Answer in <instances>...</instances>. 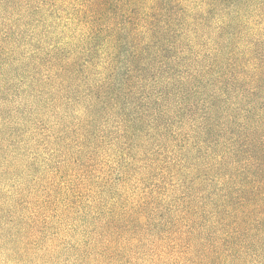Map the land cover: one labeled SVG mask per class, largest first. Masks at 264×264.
<instances>
[{"label": "trees", "instance_id": "1", "mask_svg": "<svg viewBox=\"0 0 264 264\" xmlns=\"http://www.w3.org/2000/svg\"><path fill=\"white\" fill-rule=\"evenodd\" d=\"M40 2L51 5V0ZM79 2L87 5L82 18L87 20L91 13L95 30L75 58L69 59L72 50L60 47L49 64L57 73L73 69L85 97L95 103L106 100L112 108L119 97H135L144 107L140 117H146L149 105L142 104L145 99L140 95L143 73L154 70L150 63L167 65L165 54L175 49L171 40L176 32L211 20L218 38L234 28L226 65L208 59L201 69L196 66L190 80L201 75L197 73L214 74L216 87L210 98L223 99L232 114L223 126L212 120L211 105L184 107L182 98L179 109L195 117L201 113L195 129L202 138L190 143V134L184 131L163 134L165 125L158 124L159 114L153 113L149 124L172 144L174 156L164 160L162 153L144 155L133 166L126 165L112 200L93 189L99 177L95 179V170L84 164L73 180L65 182L57 199L51 191L45 200L18 196L12 218L5 223L15 238L5 250L8 261L23 260L30 248L37 252L55 244L62 225H76L78 244L61 240L64 247L49 260L76 256L73 264H237L236 259L264 237V33L250 35L244 22L252 5L261 0ZM224 16L227 21L217 24ZM105 43L113 53L106 76L97 82L89 67L98 61L99 47ZM151 49L155 52L147 56ZM232 98L245 108H234ZM141 171L146 172L132 184L134 177L128 173ZM177 174L185 177L168 183ZM37 260L44 261L45 255L37 253L28 264Z\"/></svg>", "mask_w": 264, "mask_h": 264}, {"label": "rangeland", "instance_id": "2", "mask_svg": "<svg viewBox=\"0 0 264 264\" xmlns=\"http://www.w3.org/2000/svg\"><path fill=\"white\" fill-rule=\"evenodd\" d=\"M40 1L0 0V264L8 261L5 250L9 241L15 239L13 230L5 223L12 218L18 196L24 200L36 196L45 200L44 196L51 191L57 199L65 182L73 180L84 164L95 170V179L99 177L94 179L93 189L103 191V197L112 200L126 165L133 166L144 155L162 153L164 160L174 156L172 144L157 136L156 128L149 124L153 113L159 114L158 124L165 125L163 134L181 130L190 134V143L202 138L195 129L201 113L195 117L183 111V107L179 109L182 98L186 99L184 107L200 102L211 105L212 120L223 126L232 114L226 110L223 99L210 98L216 87L214 74L197 73L201 75L196 80H190V75L196 66L201 69L206 65L204 61L208 59L217 58L218 65H226L224 59L233 44L234 28H227L218 38L214 34L215 24L207 20L176 32L171 40L176 47L165 54L167 65L160 68L150 63L154 70L143 73L146 80L140 95L145 99L142 104L149 108L142 118L144 107L135 97H119L114 108L106 100L95 103L80 93L83 84H79L73 69L65 73L53 69L49 59L60 47L46 49L45 45L52 40L46 31L51 25L45 22L55 16V10ZM40 52L43 55H37ZM154 52L149 50L147 56ZM45 69L53 72L48 79L44 78ZM120 78L121 71L116 75L117 80ZM76 84L80 86L74 87ZM231 102L235 104L236 100L232 98ZM73 104L85 110L82 119L72 117ZM233 106L243 109L246 105L238 102ZM56 107L62 111L56 112ZM189 126H194V131H188ZM41 146L46 155L41 153ZM187 155L189 159L195 157ZM145 172L128 173L134 177L132 184ZM184 177L177 174L168 183ZM250 250L236 259L237 264H264V237Z\"/></svg>", "mask_w": 264, "mask_h": 264}, {"label": "clouds", "instance_id": "3", "mask_svg": "<svg viewBox=\"0 0 264 264\" xmlns=\"http://www.w3.org/2000/svg\"><path fill=\"white\" fill-rule=\"evenodd\" d=\"M50 8L55 10V16L48 17L45 23L46 25H51V27H48L46 31L47 35L52 40V43L45 45V47L49 50L53 49L54 46L72 50L69 59H73L75 58L76 52L79 48L86 43L95 30V25L91 21V13H89V18L87 20L82 18V13L87 10V5L79 2V0H53ZM45 15L47 16V13H45ZM227 19L228 18L224 16L222 19H218L216 23L220 24L222 22H226ZM244 22L248 25L250 35L254 36L257 32L264 33V0H261L260 3L252 5L251 14L244 18ZM111 53H113V48L108 43L103 44L99 47L98 61L89 67L92 78L97 82L101 81L104 76H106L107 67L111 59ZM37 55H43V53L40 52L37 53ZM52 75V71L47 69L44 70L45 79H48V77ZM89 82L91 83V80ZM16 103L18 104L19 101ZM55 111L59 113L62 111V108L56 107ZM71 114L73 118L79 120L83 118L85 110L82 106L73 104ZM32 143H35V141H32ZM40 151L42 154L46 155V153H44V146H41ZM6 227L8 226L6 225ZM74 227L77 226L62 225L59 238L55 244L49 243L45 245L44 248L38 249L37 252H33L30 248L23 260H5L4 264H28V259L30 257H34L37 253L45 255V260H37L36 264H73V260L76 259V256H73L67 261H64L63 257H61L60 260H49L48 258L54 257L55 254L64 247V244L60 242L61 240L71 241L72 243L78 244L81 236L78 231L73 233ZM10 247V244L7 245V248ZM21 254L23 255V250H21ZM81 259H83V257H81Z\"/></svg>", "mask_w": 264, "mask_h": 264}]
</instances>
